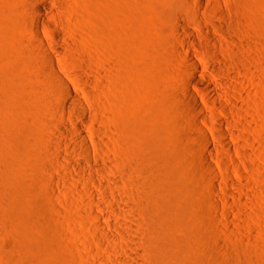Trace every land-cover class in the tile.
<instances>
[{
  "label": "bare ground",
  "instance_id": "6f19581e",
  "mask_svg": "<svg viewBox=\"0 0 264 264\" xmlns=\"http://www.w3.org/2000/svg\"><path fill=\"white\" fill-rule=\"evenodd\" d=\"M176 1L178 2V9L186 11L190 19H187L183 13L179 14L174 26L176 39L168 38L164 45L167 54L174 56V59H176V71L181 77L177 88L169 95L171 102L174 103L175 110L173 113L183 111L187 114L183 121L184 126L187 129L189 128V130L190 128L192 129V139L199 144V148L195 146L198 150L196 148L194 150H197L200 154V159H197V161L200 160L201 171L206 176H204L205 180L207 179V182L205 181L206 185L203 184V189L210 191V193L218 194L217 197H214L215 195L212 196L209 200L210 202L206 201L212 204L211 207L215 209L212 210L211 208L212 212L210 210L208 212L211 213L209 215L216 224V229L220 231L219 233H222V237L224 234V237L227 235L228 238L232 239L233 237L235 238V235H232L235 230H242L252 241V238L254 240V238L258 237L257 228L249 222L237 221L230 212L236 213L244 219H248V217L254 218L257 223L264 224L262 215L264 212V134H257L252 128L248 127L249 122H253L256 119L254 112L252 113L250 109L251 105H256L254 99L251 98L254 87L250 86L253 84L251 82L253 78L250 79V77L254 73L252 74L251 72L252 75L250 76L248 66L260 63V60L258 61L257 59L259 56L253 50L257 34L248 27L247 18L240 14L239 5L235 0ZM63 3H65L63 0H57V4L61 5L60 7H63ZM61 9L63 10V8ZM34 10V19L36 21L27 25L31 34V37L28 38L29 53L35 57V61L31 60L30 64L35 67L38 75L47 81L51 96L48 98L36 95V91H39L37 87L38 90L34 91L35 93L30 99L36 105H40L43 101L44 103L51 102L57 113V116L51 118L48 123L52 133L46 137L47 152L45 155L46 158L52 159L53 162L43 166L49 174V178L42 183H44L45 187L54 191L53 196H51L52 194L50 195L51 197L60 200L62 203L64 202L66 206H74L75 203L68 198L60 196L59 193L64 192L63 195L66 197L73 194L79 198L80 213L95 223V228L93 229L95 233L89 232V235L94 237L98 233L103 235L102 240L98 238L99 242L97 244L100 245V249L99 247L98 249L92 248L90 243L91 245L89 244L90 246H87V248L89 247L91 252L87 253V257L85 256L87 260L84 256L83 258L88 264H99L100 262L98 263L95 258L102 260V262L104 261L103 263L105 264H110L111 261H118L120 264L147 263L148 258L145 259V256L143 258L141 251L137 247L142 243V233H139V230L146 231L152 237L155 235L154 241L158 237L160 238V235L167 237H161L162 240L166 239L162 241L164 243L160 242L161 239L155 241V243L159 242L160 244L157 243L159 244L158 246L155 244V250L153 254H150L149 263L151 261L158 263L160 260L167 259V257L169 260L170 255L171 257L172 255L177 257V254L180 253L179 246L181 242L180 239L173 237L174 235L170 233L171 228H169L168 219L171 220L169 213H172L167 207L169 203L167 205V203L163 202L165 205L163 204V207L160 205L158 208H151L150 205L149 212L143 215L141 219H139V216L137 223L132 225L131 222L133 221L130 220L131 218L133 220L135 215L130 214L126 208V205L130 204V198L128 199L118 193L126 190V180L128 176L130 177L129 168L132 167V164H135L131 160V155L133 156L134 154L131 153L130 155L129 153V151L132 152L135 141L130 138V134V137L128 136L130 128L128 129L127 119L125 118L126 120H124L117 110L112 109V111H109L108 109L106 100L109 97L112 96L109 102H113L114 107L120 100L114 94L110 95V92V96H107L106 99L101 94H107L104 91L106 88L105 84L107 85L106 81L110 85L108 87H111L112 90L120 86L119 84L122 81L120 82L118 78L123 79L129 73L130 53L136 50L137 44L114 37L113 49L117 56L114 60L107 59V61H104L105 59L102 60L103 57L99 59V54H102V44H88V42L81 40L83 36L79 31L73 29L75 32L71 29L67 31L62 13L51 10L53 19L60 26L57 27L49 20L42 7L35 6ZM63 58L71 60V67L66 65ZM99 60H102L104 64L107 62L106 65L111 74V76L108 75V77H111L110 80L107 77L109 72L106 71V66L104 67L103 62ZM71 68L77 69L79 72H72ZM253 77L255 80V76ZM106 78L108 79L106 80ZM45 100H49V102ZM153 109L154 114L158 108L154 106ZM192 115H195V117H192ZM174 123L171 126L175 129L174 126L177 123ZM6 139V137L0 135V154L4 153L6 156L4 157L6 159L0 158V210L6 208L7 210H3L8 211V213L11 212L10 214H12L13 218H10L11 215H8V213L6 216L10 220L15 219L12 222L16 221L21 231L19 223L23 224L29 219L33 208L31 210L28 209L27 187L20 180L21 174L26 172L24 169L26 166L23 167V164L26 162L25 159L27 158H25V155L27 153H24L25 155H21L22 152L15 154L14 151H11L12 149L5 147ZM185 147L187 146L185 145ZM197 152L196 154L198 155ZM234 152L237 155H234ZM156 154H154V157ZM1 155L3 157V154ZM139 156L137 155V157ZM161 159L163 161L166 157L164 159L163 156ZM133 160L136 159L133 158ZM144 160L145 158L140 157L137 162L140 161L141 164ZM26 163H29L28 160ZM165 163L169 164L164 161ZM26 169L28 171V167ZM234 174L239 180L234 177ZM85 176L89 179L91 186L86 183ZM102 179L111 182L112 186L108 187L102 182ZM254 180L261 181L262 184H258L259 186L256 187V185L252 184ZM128 183H130V180H128ZM167 188L171 190V186ZM232 188L239 192L249 191V193L253 194L257 203H250L251 200L249 198L250 202L242 196V193V195L236 193ZM113 190L114 192L110 193ZM158 190L154 193H157ZM96 193L105 198L104 202L93 199ZM224 193H229L234 198H237L240 206L244 208L243 212L239 205L233 204L229 198L223 196L222 194ZM161 194V196H165L166 193ZM178 196L174 195L175 198ZM155 198H157V195ZM133 203L135 202L132 201L131 204ZM29 204L33 206L31 202ZM94 207L105 212L106 217L102 218ZM220 209L221 211H219ZM40 211L44 210L40 209ZM220 213L224 214L225 217L223 219ZM33 217L35 218L36 216L33 215ZM118 218H127V220L129 218L130 224L125 220L129 227L124 223L125 221L122 222L120 219L118 221ZM146 222H150L153 230L152 227L146 228L148 230L142 229ZM169 222L171 223V221ZM223 223L226 229L223 227ZM75 228L72 227V229ZM111 229L117 231L119 235L114 234ZM134 229L139 232H134ZM23 231L21 233L25 235ZM1 237L2 232L0 231V239ZM78 240H81V238ZM125 240H130V242ZM166 241L169 244H165ZM217 243H219V246L224 247L226 242L221 243L219 241ZM148 246L151 247V245ZM225 247H228L227 243ZM235 249L237 251L238 247ZM232 252H235V250ZM4 253L5 249L0 246V257L3 255L2 257L7 258L6 253ZM156 254L157 256L159 254L163 257L166 256V258L161 259L163 257L159 256V258ZM4 260L1 258L0 264L10 263ZM8 260L10 259L8 258ZM232 260L233 258H231ZM242 260H244V257Z\"/></svg>",
  "mask_w": 264,
  "mask_h": 264
},
{
  "label": "rangeland",
  "instance_id": "374dc122",
  "mask_svg": "<svg viewBox=\"0 0 264 264\" xmlns=\"http://www.w3.org/2000/svg\"><path fill=\"white\" fill-rule=\"evenodd\" d=\"M235 1L239 5L240 14L247 18L248 27L257 34L253 50L259 56L257 59L258 61L260 60V63L248 66L250 76L254 73L250 79L253 78L254 80L253 76H255V80H257H252L253 84L250 83V86L254 87V89L251 88V98L256 103V105H251L250 109L252 113L254 112L256 122H249L248 127L252 128L257 134H264V0ZM63 2H65L62 5L63 7H60L61 5L57 4V0H0V135L7 138L5 147L12 149L11 151H14L15 154H18V152H22L21 155L24 153L28 154H24L25 158H27L25 159L26 162L28 160L29 163L24 161L25 165L23 164V167L26 166L24 168L26 172L21 174L20 180L26 184L27 193L29 194H27L28 202L33 204V206H30L28 203L29 210L33 207L29 219L23 224L21 223L23 226L19 223L21 231L18 228V223L16 221V223L12 222L15 219L10 220V218H13L12 214H10L11 212L5 211L7 210L6 208H3L5 210H0V215L2 216H0V231L2 232L0 242L3 241L0 246L5 249L6 254H4L7 256V258H4L2 255L0 259H5V262H10L9 264H88L86 257L91 250L87 246L92 244V248L98 249L99 247L100 249V245L97 243L99 239L103 238L101 233L96 234L95 237L89 235V232L95 233L93 231L95 223L80 213L79 198L73 194L69 195L70 193L68 197L63 195L64 192L59 193L60 196L68 198L75 203L74 206H66L64 202L62 203L60 200L51 197L54 191L45 187L44 183H42L49 178V174L43 166L53 162L52 159L46 158L45 155L47 152L46 137L52 133L48 123L51 118L57 116V113L49 100H45L49 103H44L43 101L40 105H36L30 99L34 95V91L38 89L39 91H36V95L48 98L51 96L47 81L41 78L35 67L30 64L31 60L35 61V57L29 53L28 38L31 37V34L27 25L36 21L34 19V7L36 6L42 7L49 20L54 23V26L60 27L58 22L53 19L51 10L64 15L62 16L65 21L66 28H64L67 31H70L69 29L79 31L83 36L81 40L88 42V44H102L103 49L101 48L102 54L99 52V59L103 57L102 60L105 59L104 61H107V59L114 60L117 56L113 49L114 37L127 40L129 43L137 44L138 46H136L137 48L133 53H130L129 73L123 79L118 78L120 82L124 81L125 85L121 82L117 89L112 90L111 87H108L110 86L108 82L102 79V81L107 83L105 87H108V89L105 88L104 91L108 95L101 94V96H105L103 98L106 99L107 96L114 94L121 101H118V104L116 103L117 105L114 107L113 102H109V99H112L111 96L106 100V103L109 111L115 109L124 120L127 119L128 129L130 128L128 136L130 134L131 137H129L135 141L136 145L133 147L135 151H129L130 155L132 153L136 156L133 155V157L131 155L132 163L135 164H132L134 168L130 167L131 170L129 168L130 177L128 176L126 180V190L118 193L128 199L130 198V204H127L126 208L130 214L135 215L133 220L132 218L130 220L133 221L131 222L132 225L137 223L139 216V219H141L143 215H146L150 207L158 208L164 203H167V205L169 203L166 206L172 213H169L171 220L168 219L169 228H171L170 233L174 235H172L173 237L180 239L181 242L179 246L180 253L177 254V257H173V255L171 257L170 255L168 260V257L165 259L166 256L163 257L159 254L160 257H163L161 259L166 261L160 260L158 263L151 261L149 263L150 254H153L155 250V244L156 246L160 244L159 242L155 243V241H159L164 235H160V238L156 235L158 238H155L156 240L154 241L155 235L152 237L146 231L139 230V232L135 230L138 228H135L134 232L142 233L143 237H141V245L137 247L141 251L143 258H148L147 263L143 264H241L243 262V264H264V224L257 223L254 218L248 217V219H244L240 215L230 212L237 221L249 222L257 228L259 234L256 239L254 238L253 240L252 238L253 242L242 230H235V233L232 234L233 236L235 235V238L233 237L232 239L228 238L227 235H225L227 237L225 238L224 234L222 237V233H219L220 231L216 229V224L210 218V212H208L211 208L213 210L214 207H211L212 204L207 202L212 196L215 195L214 197H217L218 194L210 193V191L203 189L207 179L205 180V174L201 171L200 160L197 161V159H200V154L197 152L199 144L192 139V129L190 128L189 130V128L187 129L184 126L183 121L187 114L183 111L173 113L175 110L174 103L171 102L169 95L177 88L181 77L176 71V59H174V56L167 54L164 45L168 38H175L174 26L178 15L183 13L188 19L187 12L178 9L176 0H63ZM102 60L99 61L103 62ZM63 61L70 66L71 60L63 58ZM106 64L103 66H106V71H108ZM71 70L72 72H79V70L74 68H71ZM108 75L111 76L110 72L107 77ZM108 78L106 80H110L111 77ZM125 86L127 87L125 88ZM154 106H157L158 109L153 114ZM192 117H195V115H192ZM173 122L177 123H174L175 129L171 126ZM176 125L178 126L176 127ZM153 133L155 134L153 135ZM180 141L183 142V145ZM195 148L197 149L196 151L194 150ZM153 153H157L155 157ZM1 154H3V157ZM1 154L0 158L6 159L4 158L6 157L5 154ZM137 155L140 156L137 157ZM159 155L161 157L164 156V159L166 157V159L162 161ZM234 155L237 154L235 153ZM140 157L145 158L146 161L144 160L140 164V161L137 162ZM133 158L136 160H133ZM164 161L169 164H164ZM234 177L239 180L235 174ZM84 179L91 186L86 176ZM128 180H130V183H128ZM102 182L108 187L112 186V183L108 180L102 179ZM252 184L257 187L262 182L254 180ZM170 186L171 190H169L171 192L167 188ZM156 190H158L157 193H154ZM233 191L239 194L242 193L243 195H241L244 198L251 200V202L248 200L250 203H257L253 194L249 193V191L239 192L235 189ZM112 192L114 190L110 191V193ZM161 193L166 194L161 196ZM156 195L157 198H155ZM174 195L179 196L175 198ZM222 195L229 198L233 204L240 206L239 200L231 194L224 193ZM93 199L104 202L105 198L96 193ZM132 201L135 202L133 203L134 205L131 204ZM42 206L44 207L43 209ZM36 209L38 210L36 211ZM40 209L44 210L42 211L43 213H46L43 214ZM94 209L102 218L106 217L105 212L97 207H94ZM240 209L243 212L244 208L241 207ZM212 210L210 211L212 212ZM33 212L34 214H32ZM7 213L11 215L10 218L6 216ZM33 215L36 217L34 218ZM221 215L223 219L225 216L223 213ZM262 215L264 217V212ZM119 219L122 222L126 220L130 224L129 218L128 220L127 218H118L117 220L120 221ZM126 221L124 223L128 225ZM24 224L27 225L24 226ZM144 225L142 229L152 227L153 230L150 222H146ZM72 227H76L75 229L77 230L72 229ZM223 227L226 229L224 223ZM22 231L25 232V235L21 233ZM111 231L119 235L114 229H111ZM143 231L146 233L144 234ZM79 238L83 240H78ZM163 240L161 239L160 242ZM218 240L221 243L226 242L228 247H225L226 243H224V247L219 246ZM125 241L130 242V240ZM143 243L145 246L142 245ZM165 244L169 243L166 241ZM148 245L153 246V248ZM237 247L236 251L235 248ZM148 248L153 250L151 251ZM228 248L230 249L227 250ZM233 250L235 252H232ZM102 252L105 253L104 251ZM230 257L234 261H231ZM243 257L244 260H242ZM95 260L98 263L100 262L99 264H105L103 263L104 261L102 262L98 258H95ZM110 264H120V262L111 261Z\"/></svg>",
  "mask_w": 264,
  "mask_h": 264
}]
</instances>
